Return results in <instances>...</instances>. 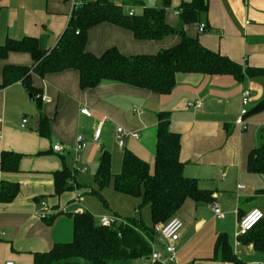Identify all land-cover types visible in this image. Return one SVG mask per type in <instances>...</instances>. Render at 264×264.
Segmentation results:
<instances>
[{"label": "crops", "instance_id": "crops-1", "mask_svg": "<svg viewBox=\"0 0 264 264\" xmlns=\"http://www.w3.org/2000/svg\"><path fill=\"white\" fill-rule=\"evenodd\" d=\"M139 1V5H124V10L139 14L144 7L161 6L160 0ZM190 1L171 0L165 10V22L182 26L187 35L197 38L204 47L228 57L243 69L264 68V0H205L207 11L199 20L182 24L179 6ZM132 6L141 11L136 12ZM72 8L71 0H0V44L8 38L46 35L50 49L65 30ZM200 24H204L203 31L198 29ZM179 39L176 34L157 40L136 39L129 29L104 21L89 29L86 50L100 55L105 49L116 47L126 55L154 54ZM5 64L30 66L32 59L24 52H11L1 58L0 85ZM78 80L74 69L43 77L32 73L36 96L20 81L0 87V186L4 182L18 185L11 201L0 200V264H33L34 253L72 239V213L79 210L72 212L71 203L75 190L82 193L83 188L56 194L54 172L68 168L77 134H82L85 141L97 142L93 131L100 122L98 142L104 133L117 137L118 126L138 131L139 139L126 138L122 146H117L118 153L122 160L125 150L132 151L149 164L152 172L160 111L168 112L170 130L180 135L179 158L184 163V175L196 179L198 186L210 194L209 200L186 199L175 214L183 221L178 241L179 264H235L226 258L228 255L224 257L215 250L219 234L225 235L229 251L236 259L244 264H263L259 261L264 260V250L254 249L252 243L236 246V231L239 219L247 211L259 208L264 212V173L247 167L249 152L264 143V109L253 111L264 98V75L235 78L230 74L177 73L169 94L108 80L81 89ZM246 88L251 92L248 112L245 124L238 126L235 120L241 110L242 90ZM43 96L49 101L43 100ZM196 101L201 102L199 108L194 106ZM135 106L143 113H133ZM81 107H87L92 116L81 114ZM41 116L47 119L46 134L39 132ZM23 117L28 119L25 127L21 126ZM56 143L66 150H53ZM85 149L87 146L76 162L88 160ZM95 149L94 157L88 160L93 168L98 167L101 160L97 158L100 154L102 157L104 150L109 153L102 144ZM2 151L20 154L17 170L1 168ZM109 156L111 170L110 153ZM78 171L72 173L74 184H78ZM238 184L243 187L238 188ZM94 187H89V191L97 188L96 183ZM114 191L137 210L140 199ZM40 200H45L52 210L46 218L37 214ZM213 200L220 204L223 217L214 216ZM146 205L151 218L150 206ZM84 210L90 212L88 208ZM144 224L151 226L152 222ZM155 245L161 250L159 242Z\"/></svg>", "mask_w": 264, "mask_h": 264}, {"label": "trees", "instance_id": "trees-1", "mask_svg": "<svg viewBox=\"0 0 264 264\" xmlns=\"http://www.w3.org/2000/svg\"><path fill=\"white\" fill-rule=\"evenodd\" d=\"M160 7H144L142 13L132 15L124 5H139V0H84L72 8L68 24L52 48L46 46V35L8 38L0 44V59L11 52L28 53L32 64H5L2 83L5 87L20 81L37 95L32 86L31 74L40 77L49 73L74 69L78 72L81 89L95 87L104 80L122 82L145 88L159 94H169L175 86L177 73H203L209 75L230 74L235 78L244 75H264V68L242 66L228 57L204 47L197 38L185 33L182 26H170L165 22V10L171 0H160ZM207 11L205 0L182 2L179 18L182 24L199 20ZM111 22L132 31L136 39L157 40L176 34L179 41L154 54L126 55L116 47L105 49L100 55L86 50L89 29L101 22ZM205 28V27H204ZM40 99V97H36ZM264 109V98L253 111ZM47 119L40 117L39 132L46 134ZM180 135L170 130V116L166 111L157 113L156 145L153 170L149 164L130 150L123 152L120 171L112 175L110 156L104 150L95 172L96 189L90 193L100 196L111 177L118 192L138 197L142 204L150 206L151 226L140 217L126 218V223L107 227L100 225L88 210L72 213L73 237L67 242L54 243L45 252L34 253L33 264H142L151 253V243L158 242L155 225L174 216L186 199H207L210 194L198 186L196 179L183 173L184 163L179 158ZM20 154L1 152V168L17 170ZM250 171L264 173V143L248 154ZM67 167L54 172L55 193L79 187L72 180ZM18 192L15 183H2L0 200L11 201ZM105 203V200H104ZM244 244L252 243L254 249L264 250V218L247 234L240 237ZM215 250L235 264H244L230 253L225 235L219 234ZM140 262V263H139Z\"/></svg>", "mask_w": 264, "mask_h": 264}, {"label": "built area", "instance_id": "built-area-1", "mask_svg": "<svg viewBox=\"0 0 264 264\" xmlns=\"http://www.w3.org/2000/svg\"><path fill=\"white\" fill-rule=\"evenodd\" d=\"M73 7L81 5L84 0H71ZM129 15H132V12H128ZM200 31L204 30V24H200L199 28ZM241 110L240 114L237 116L235 123L238 126H243L245 124L244 116L247 114V105L250 101V89L246 88L242 90L241 93ZM43 100L49 101V98L46 96L42 97ZM194 106L199 108L201 106L200 101H196L194 103ZM133 113L135 114H141L143 113V110L139 107H133L132 109ZM80 113L91 117L92 112L87 107H81ZM28 124V119L26 117H23L21 120V126L25 127ZM116 134L118 137V145L122 146L124 143V140L126 138H133V139H139L140 134L138 131H129L124 129L121 126L116 127ZM101 134V122L94 128L93 131V139L94 141H99V137ZM86 147V141L82 134H77L75 137V142L73 146H71V151L73 153V156L75 158V161L79 159V153ZM53 150L62 152L65 151L66 148L59 143H56L53 145ZM81 172H85L86 168L82 167L80 169ZM243 187L242 184H238V188ZM82 193L78 190H75V195L72 200V202L78 203L82 200ZM211 209L213 211V214L216 218L223 217V212L220 208V204L218 201L213 200L211 204ZM52 213V210L50 209L49 205L46 203L45 200L39 201V208L37 210V214L41 218H46L49 214ZM264 218V212L259 208H252L249 211H247L238 221L237 224V231L236 236L238 237V241L236 242V246L241 245V241L239 240L240 237L247 234L251 229H253L262 219ZM102 226L111 227L118 223H126L125 220H122V218L117 216H101L99 220L97 221ZM183 227V221L181 218L177 215L172 216L164 223H159L155 225V230L161 237V240H158L161 246V250L158 249L154 243H151L152 249L150 256L146 260L144 264H179L177 259L178 254V241H179V234L180 230ZM6 264H13L12 262H7Z\"/></svg>", "mask_w": 264, "mask_h": 264}, {"label": "rangeland", "instance_id": "rangeland-1", "mask_svg": "<svg viewBox=\"0 0 264 264\" xmlns=\"http://www.w3.org/2000/svg\"><path fill=\"white\" fill-rule=\"evenodd\" d=\"M133 10H136V12H140L141 10L139 7L132 6ZM118 137L115 136V134H111L110 132L104 133L102 139L100 142H90L86 139V146L87 149L84 150V154L86 153L87 159L90 160L92 157H94V153L96 151L97 144L103 145L105 147L110 155H111V172H117L119 171L121 167V156L118 153ZM113 150V151H112ZM117 151V152H114ZM101 154L98 156L97 160L100 159ZM69 159V166L68 169L71 172H75V169H80L82 167H86L87 172L83 173L80 170L76 173V179L75 181L78 183L79 187L81 186L83 188V195L82 200L78 203L72 202V206L74 207L72 212H75L77 210L83 211L84 209H89L93 217L96 218V221L99 220L101 216H117V217H123L125 218H132L134 216H138L141 218L143 222H151L150 215L148 213V207L146 204H141L142 202V195L138 197H134L135 199H140L138 204L136 206L137 210H134L133 205L127 201L121 199L120 196H117L114 191V184H113V177L109 179L108 184L102 188L100 191V196L97 194L89 193V187L95 186V172L97 168H93L92 165L90 166V163L88 160L86 161L85 158L82 160L76 162L74 156L68 157ZM117 164V165H116ZM95 188V187H94ZM89 191V192H88ZM105 200V203H104ZM80 205V206H78ZM146 217V218H145ZM257 259V258H256ZM264 264V260L259 261ZM140 263V262H139Z\"/></svg>", "mask_w": 264, "mask_h": 264}, {"label": "water", "instance_id": "water-1", "mask_svg": "<svg viewBox=\"0 0 264 264\" xmlns=\"http://www.w3.org/2000/svg\"><path fill=\"white\" fill-rule=\"evenodd\" d=\"M30 98L32 99V96H31V95H30ZM100 160H102V157L100 158ZM156 238H157L158 240H161V237L159 236L158 233L156 234Z\"/></svg>", "mask_w": 264, "mask_h": 264}]
</instances>
